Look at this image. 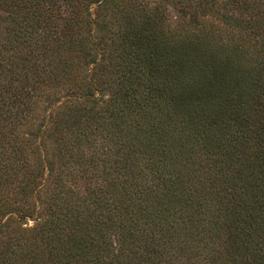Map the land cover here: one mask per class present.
Segmentation results:
<instances>
[{
	"label": "trees",
	"instance_id": "1",
	"mask_svg": "<svg viewBox=\"0 0 264 264\" xmlns=\"http://www.w3.org/2000/svg\"><path fill=\"white\" fill-rule=\"evenodd\" d=\"M0 264H264V0H0Z\"/></svg>",
	"mask_w": 264,
	"mask_h": 264
},
{
	"label": "rangeland",
	"instance_id": "2",
	"mask_svg": "<svg viewBox=\"0 0 264 264\" xmlns=\"http://www.w3.org/2000/svg\"><path fill=\"white\" fill-rule=\"evenodd\" d=\"M30 222V221H29Z\"/></svg>",
	"mask_w": 264,
	"mask_h": 264
}]
</instances>
